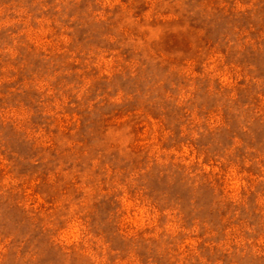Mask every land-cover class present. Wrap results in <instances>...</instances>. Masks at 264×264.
<instances>
[{
    "label": "rangeland",
    "instance_id": "1",
    "mask_svg": "<svg viewBox=\"0 0 264 264\" xmlns=\"http://www.w3.org/2000/svg\"><path fill=\"white\" fill-rule=\"evenodd\" d=\"M0 264H264V0H0Z\"/></svg>",
    "mask_w": 264,
    "mask_h": 264
}]
</instances>
